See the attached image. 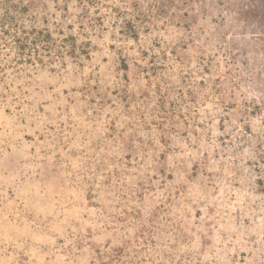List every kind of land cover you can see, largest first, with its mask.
Wrapping results in <instances>:
<instances>
[{
	"label": "rangeland",
	"instance_id": "374dc122",
	"mask_svg": "<svg viewBox=\"0 0 264 264\" xmlns=\"http://www.w3.org/2000/svg\"><path fill=\"white\" fill-rule=\"evenodd\" d=\"M0 264H264V0H0Z\"/></svg>",
	"mask_w": 264,
	"mask_h": 264
}]
</instances>
